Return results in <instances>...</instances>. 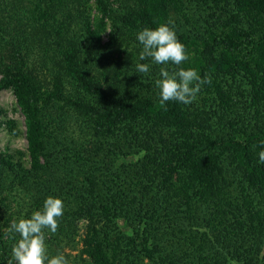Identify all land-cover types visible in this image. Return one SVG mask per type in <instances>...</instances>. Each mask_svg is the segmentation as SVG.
<instances>
[{"label":"trees","instance_id":"obj_1","mask_svg":"<svg viewBox=\"0 0 264 264\" xmlns=\"http://www.w3.org/2000/svg\"><path fill=\"white\" fill-rule=\"evenodd\" d=\"M9 1L2 9L18 21H3L0 40L23 47L4 32L25 33L29 21V49L52 59L4 64L0 88L12 89L23 115L30 168L0 151V177L19 180L41 204L49 195L74 204L93 264H264V0H120L115 8L95 0L112 18L106 42L90 24L88 0ZM167 21L189 59L165 67H193L209 81L190 105H160L161 65L136 71L137 32ZM126 37L133 58L98 71ZM46 98L66 102L61 113L76 118L77 138L46 135ZM1 235L0 264H16Z\"/></svg>","mask_w":264,"mask_h":264},{"label":"rangeland","instance_id":"obj_2","mask_svg":"<svg viewBox=\"0 0 264 264\" xmlns=\"http://www.w3.org/2000/svg\"><path fill=\"white\" fill-rule=\"evenodd\" d=\"M119 1L120 0H110L113 8L119 6ZM9 2V0H0V25H3L4 20L8 22L11 20L12 22L18 21L13 18L16 12L2 9L8 5ZM37 2V0H33L31 2H27L26 4L29 6L30 3L32 7L36 6ZM85 6L93 30L99 34L102 42H106L112 28L111 16L104 14L95 0L86 1ZM18 7H20V4H18ZM28 12L30 11L28 10ZM195 12L203 13V9H198ZM4 15L8 17L3 19ZM21 20L23 22V19ZM31 21L32 23L34 22V20ZM23 23L26 27L25 33L22 32V34H14L15 31H11L10 34L4 32L7 40L14 42V44L20 41L22 42L23 47L20 48L17 44L13 46L11 43L9 45L8 42H4V39L0 40L2 41L0 46V82L4 78V64L8 63L9 59H14L13 56H18L16 60L20 61L23 68L35 65L42 66L43 64L41 63V59L44 60L45 64L51 65L52 57L49 55L51 54V51L50 53L42 54L39 50L40 48H37V51L35 52H33V49H29L32 44L29 43L30 41L27 38L28 33L31 31L30 25L29 21H25ZM13 24L15 25V23ZM72 28L74 29L75 26ZM128 42L129 39L126 37L121 40L119 44L114 45L110 51L105 52L100 58V65L97 66L98 71L102 66H105L106 63L112 61L119 63L121 60H126L128 62L130 58H133L129 57V54H127V52L131 49ZM18 51L19 54L17 53ZM127 57L129 58L128 60ZM44 71L45 70L42 69L41 75ZM44 78L47 80L50 76L46 75ZM44 86L47 87L46 85ZM40 107L43 123L45 125V132L46 135L48 134V137L53 136L56 141L60 137L65 136L67 138L66 141H69L70 138H77L79 136L80 128H78L79 125L76 123V118L73 117V115L70 119L63 118V115L66 116L67 114L65 112L62 114L61 112L64 111L65 108H68L64 100L58 98L48 100L46 98L43 101H40ZM75 112L74 114L76 115ZM81 128L87 133L89 132V135L87 134L82 136V140H90L92 138L90 136L91 131L89 129H87V131L83 127ZM93 139L100 141L102 138L95 137ZM56 143L57 142H55V144L53 143V145L57 147ZM89 148L94 150L93 143H89ZM0 151L4 154H10L12 156V160L24 169L30 168V158L24 132V118L10 87L0 88ZM39 157L40 160L43 161V156L39 155ZM0 180H2V183H0L1 236L8 244L14 245L15 241L19 239V235L12 232V223L21 216H30L33 211L40 208L39 205L41 203L36 201V199H33L32 193L29 189L22 186V184L19 183V180H13L10 176L0 177ZM75 208L74 204H64L63 215L58 218L57 231L52 233L47 229L44 230L46 235V251L51 255L62 253L67 260V264H93L88 256L83 252V241L85 234L87 233V221L77 214ZM194 209H198V207ZM183 216L181 208H177L176 220L179 224L183 223Z\"/></svg>","mask_w":264,"mask_h":264},{"label":"clouds","instance_id":"obj_3","mask_svg":"<svg viewBox=\"0 0 264 264\" xmlns=\"http://www.w3.org/2000/svg\"><path fill=\"white\" fill-rule=\"evenodd\" d=\"M171 21L158 23L155 27L146 26L139 30L136 39L142 50L136 63L138 73H148L151 64L161 65L159 78L155 81L158 88L159 103L165 106L168 101L190 105L196 99L200 87L209 81L202 78L193 67H177L169 71L166 65H182L189 59L185 45L178 38ZM150 59L151 63H141ZM259 147L258 162L264 164V141ZM64 203L58 196H47L40 209L30 216H21L11 225L14 234L19 235L12 248L16 264H67L62 253L51 255L46 251L45 229L55 233L58 218L63 215Z\"/></svg>","mask_w":264,"mask_h":264}]
</instances>
